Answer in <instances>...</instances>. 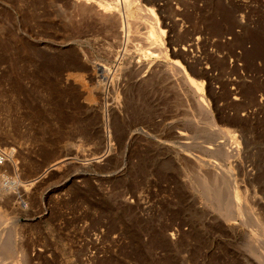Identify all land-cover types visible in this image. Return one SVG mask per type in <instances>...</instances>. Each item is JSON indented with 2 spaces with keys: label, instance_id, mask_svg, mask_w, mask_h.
<instances>
[{
  "label": "rangeland",
  "instance_id": "374dc122",
  "mask_svg": "<svg viewBox=\"0 0 264 264\" xmlns=\"http://www.w3.org/2000/svg\"><path fill=\"white\" fill-rule=\"evenodd\" d=\"M75 1L0 0V264H264V0H140L232 154Z\"/></svg>",
  "mask_w": 264,
  "mask_h": 264
},
{
  "label": "bare ground",
  "instance_id": "6f19581e",
  "mask_svg": "<svg viewBox=\"0 0 264 264\" xmlns=\"http://www.w3.org/2000/svg\"><path fill=\"white\" fill-rule=\"evenodd\" d=\"M80 1L81 2L83 1V3H85V6H87L90 1L94 2V3H92V5L96 4V6H98L99 9H97V7L95 5L93 6V8H91L92 6L91 7L89 6V7H90V10L92 9L96 12V13H94V15L97 14L98 15L97 17L101 19L102 22L98 21L99 23L107 24V25L110 23H112L111 25H113V22L114 23L116 22L115 23L116 25L118 23L119 31H121V34H122L121 39L127 45H129L128 44L129 41L132 40L131 36L134 35V36L139 37L142 35V40L143 39L145 40V41H143L145 46H143V47L141 46L139 48V46H138L139 44H137V47L139 48L140 52H143V53L146 52V54H144L143 57L148 55V57H151V59L153 57V58H159V59L162 58V59L168 60L169 56H171L170 55L171 52L169 53V50L166 47V32L167 31L162 28L163 23H161V21L159 20L157 14H156L155 7H152V8L144 7L142 5V3L140 2V0H79L78 2L80 3ZM90 4L91 3H89V5ZM63 13H65V12H63ZM97 17L95 15V19L98 20ZM108 26H110V25H108ZM116 27L118 30V26H116ZM114 28H115V26H114ZM140 43H142V42H140ZM148 47H149V49H147ZM150 47H152V48H150ZM190 48L192 49V48H194V46L191 45ZM183 50L185 52L187 51L186 48H184ZM124 51H126V49ZM126 52L128 53L129 51H126ZM121 53H123V52H121ZM182 54H186V53L174 52V53H172V56L178 57V56H181ZM123 55H124V53L122 54V57H123ZM118 57H119V55H118ZM156 60L157 59H155V61ZM155 61H153V59L147 63H145L144 61H141V60L138 61V64H139L138 69H140V70L142 69V71H144L143 76L151 79L152 76H154V74L155 75L156 74H164L167 76L170 83L173 82L175 85L181 84V85H184L185 87L189 88V91L192 92V94L195 96L199 108L205 114L208 115V119H210V121H211L210 123L212 124V127H214L215 130L217 128L218 130H216V131L219 134L223 135V139H225V141H227V144H229L228 145V147H229L228 152L231 154L234 152L237 153L238 150L236 148V143L231 140V139H234L231 136V133H229L228 131H223L219 127H217L215 119L212 118L213 112L211 110L210 104L208 103V101H206V97H205L206 95L204 93V91H205L204 90V88H205L204 82H202V81L199 82L196 79H194V77H193V75L194 76L198 75V77H202V76H204V74L201 73V71H199V72L195 71L193 68H190V71H188L185 67L181 66L179 64V62L168 63V64H164V65H158V64L155 65ZM97 69L99 70L98 72L101 73V75H99L100 78L109 80V76L107 75L109 73V70H108V73L106 71L107 67L103 68V67L97 66V64H96V69H94V70H97ZM95 72H96L95 74H97V71H95ZM150 79H149V81H150ZM107 80L105 81V84L107 85L106 87L108 88L109 86H108ZM144 81H147V80H144ZM181 85H180V87H181ZM181 135L183 136L184 134L182 133ZM229 139L231 140L230 142H228ZM4 152H1V150H0V163L3 161H6L5 158H7V155H6L7 151H6V153H4ZM189 154H192V155L196 156V158H198V155H196L193 152L189 153ZM7 161H9V160H7ZM11 163H13V162H11ZM12 165H14V164H12ZM15 168H16V166H15ZM15 182H16V184H19V181L16 180Z\"/></svg>",
  "mask_w": 264,
  "mask_h": 264
}]
</instances>
